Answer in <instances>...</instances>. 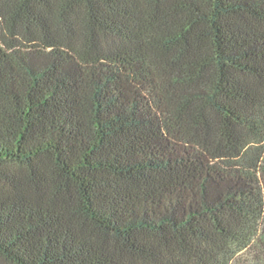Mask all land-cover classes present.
<instances>
[{
	"label": "trees",
	"instance_id": "obj_1",
	"mask_svg": "<svg viewBox=\"0 0 264 264\" xmlns=\"http://www.w3.org/2000/svg\"><path fill=\"white\" fill-rule=\"evenodd\" d=\"M0 264H264V0H0Z\"/></svg>",
	"mask_w": 264,
	"mask_h": 264
}]
</instances>
